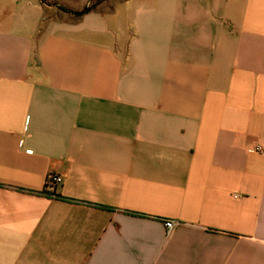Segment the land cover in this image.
<instances>
[{
  "label": "crops",
  "instance_id": "0c3cea01",
  "mask_svg": "<svg viewBox=\"0 0 264 264\" xmlns=\"http://www.w3.org/2000/svg\"><path fill=\"white\" fill-rule=\"evenodd\" d=\"M255 146L264 0H0V264H264Z\"/></svg>",
  "mask_w": 264,
  "mask_h": 264
},
{
  "label": "rangeland",
  "instance_id": "374dc122",
  "mask_svg": "<svg viewBox=\"0 0 264 264\" xmlns=\"http://www.w3.org/2000/svg\"><path fill=\"white\" fill-rule=\"evenodd\" d=\"M92 0H42L48 8V18L65 17L66 13L61 8L70 11H83L89 7ZM45 25V22H44Z\"/></svg>",
  "mask_w": 264,
  "mask_h": 264
},
{
  "label": "built area",
  "instance_id": "2783aa9c",
  "mask_svg": "<svg viewBox=\"0 0 264 264\" xmlns=\"http://www.w3.org/2000/svg\"><path fill=\"white\" fill-rule=\"evenodd\" d=\"M252 153H256L259 155H264V149L260 146H255L251 149ZM59 178L57 176H50L48 180V186H55L59 182ZM179 226V223L177 221H166L165 227L167 233H172L177 227Z\"/></svg>",
  "mask_w": 264,
  "mask_h": 264
},
{
  "label": "trees",
  "instance_id": "16d2710c",
  "mask_svg": "<svg viewBox=\"0 0 264 264\" xmlns=\"http://www.w3.org/2000/svg\"><path fill=\"white\" fill-rule=\"evenodd\" d=\"M109 1H111V0H92V1L90 2L89 7H87L85 10H83V11H81V12L70 11V10L65 9V8H61V10H62L63 12H65V13L73 14V15H75V16H77V17H83V16H85V15H87V14H90V13L96 11L97 8H98L99 6H101V5L104 4L105 2H109ZM43 4H44V3H43ZM44 5H45V4H44Z\"/></svg>",
  "mask_w": 264,
  "mask_h": 264
}]
</instances>
